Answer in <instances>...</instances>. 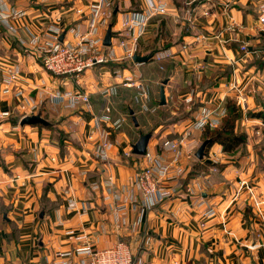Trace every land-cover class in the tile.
Masks as SVG:
<instances>
[{
	"label": "crops",
	"instance_id": "1",
	"mask_svg": "<svg viewBox=\"0 0 264 264\" xmlns=\"http://www.w3.org/2000/svg\"><path fill=\"white\" fill-rule=\"evenodd\" d=\"M262 1L0 0V264H87L86 243L117 242L134 264H264ZM97 4L106 62L54 76L41 57L85 33ZM134 14L145 24L125 27ZM76 90L90 104L69 105L62 95ZM239 97L245 142L197 156L207 124L195 122L211 111L219 126ZM28 115L42 122L22 124ZM188 129L194 155L144 198L136 172L149 162L160 175L167 141ZM143 134L154 156L125 157Z\"/></svg>",
	"mask_w": 264,
	"mask_h": 264
},
{
	"label": "built area",
	"instance_id": "2",
	"mask_svg": "<svg viewBox=\"0 0 264 264\" xmlns=\"http://www.w3.org/2000/svg\"><path fill=\"white\" fill-rule=\"evenodd\" d=\"M150 8L152 12L160 11L166 12L164 8H158L150 3ZM259 14L258 21L261 25V30L264 33V1L258 5ZM94 16L93 19L88 24L87 31L81 33L77 36L75 42L72 43H59L52 52H48L41 57V64L44 68L49 71L54 76H70L73 78L80 77L85 70L92 68L96 64H103L106 62V56L102 50V40L98 36L97 19L106 15L105 8L102 4H97L93 10ZM145 24V18L134 14L132 17L128 18L124 26L129 27L131 25ZM126 41L121 40L119 45L125 46ZM184 48L187 45L183 46ZM241 50H248L247 44H242L240 46ZM133 51L128 52V56H132ZM163 58V55H157L156 60ZM15 77V73L11 71L9 73V81ZM58 96V95H57ZM66 98L69 105H77L79 103L90 104V95L86 92L74 91L68 94L62 95ZM245 99L239 97L236 102L237 105L243 103ZM211 111L203 113L195 124L201 126L210 123L209 118ZM212 126L215 124L210 123ZM95 129L90 130L89 136H92ZM192 129L185 130L183 133L167 141V151L171 160L166 163L160 175L154 173L153 166L148 162L147 165L140 168L136 172V183L138 184L140 190L143 193L144 198L156 194L159 191L160 178L167 175L170 171V167L176 163L181 155H184L188 159H191L194 155V148L191 145ZM100 155L102 158H108V148L110 143L108 141L101 142ZM125 157L133 155L132 149H127L124 152ZM144 158L147 160L151 159L154 156V153L146 151L143 154ZM207 213H205L206 215ZM204 225V223H202ZM85 257H87V264H134V257L131 248L124 242H117L113 246L106 248H93L92 245L86 243L82 248Z\"/></svg>",
	"mask_w": 264,
	"mask_h": 264
},
{
	"label": "trees",
	"instance_id": "3",
	"mask_svg": "<svg viewBox=\"0 0 264 264\" xmlns=\"http://www.w3.org/2000/svg\"><path fill=\"white\" fill-rule=\"evenodd\" d=\"M236 101L232 98L226 102V114L224 115L221 124L217 127H212L209 123L204 127V140L211 145L215 142L220 143L226 151H235L245 142V134H237L235 132L236 119L239 117V107ZM259 116H263L264 112H257ZM264 117V116H263ZM135 263V257H134Z\"/></svg>",
	"mask_w": 264,
	"mask_h": 264
},
{
	"label": "water",
	"instance_id": "4",
	"mask_svg": "<svg viewBox=\"0 0 264 264\" xmlns=\"http://www.w3.org/2000/svg\"><path fill=\"white\" fill-rule=\"evenodd\" d=\"M110 39H111V30L109 29L107 32V35L105 37L104 40V45L110 44ZM147 56H138V55H134L133 59L134 61H140L141 59H146ZM161 93H162V99H164V93H163V89H161ZM37 122H42V119L40 118V116L37 115H28L27 117H24L21 120L22 124H29V123H37ZM149 138V134H143V136H141L136 142V144H134L133 146V153L138 154V155H143L146 151H147V140ZM208 142H205L197 151V156H200L204 150V148L206 147Z\"/></svg>",
	"mask_w": 264,
	"mask_h": 264
},
{
	"label": "rangeland",
	"instance_id": "5",
	"mask_svg": "<svg viewBox=\"0 0 264 264\" xmlns=\"http://www.w3.org/2000/svg\"><path fill=\"white\" fill-rule=\"evenodd\" d=\"M127 110H128V107H127Z\"/></svg>",
	"mask_w": 264,
	"mask_h": 264
}]
</instances>
